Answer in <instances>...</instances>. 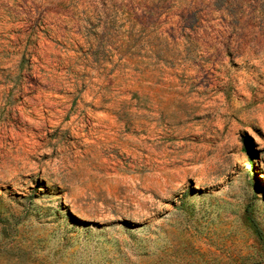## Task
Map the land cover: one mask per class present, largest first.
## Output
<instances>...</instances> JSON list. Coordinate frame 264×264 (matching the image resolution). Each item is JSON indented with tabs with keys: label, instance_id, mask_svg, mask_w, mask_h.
I'll return each mask as SVG.
<instances>
[{
	"label": "rangeland",
	"instance_id": "374dc122",
	"mask_svg": "<svg viewBox=\"0 0 264 264\" xmlns=\"http://www.w3.org/2000/svg\"><path fill=\"white\" fill-rule=\"evenodd\" d=\"M0 264H264V0H0Z\"/></svg>",
	"mask_w": 264,
	"mask_h": 264
}]
</instances>
